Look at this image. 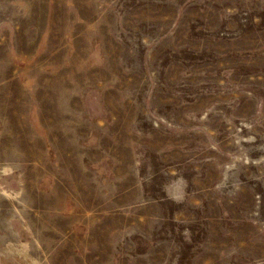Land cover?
I'll use <instances>...</instances> for the list:
<instances>
[{"label":"rangeland","instance_id":"rangeland-1","mask_svg":"<svg viewBox=\"0 0 264 264\" xmlns=\"http://www.w3.org/2000/svg\"><path fill=\"white\" fill-rule=\"evenodd\" d=\"M0 264H264V0H0Z\"/></svg>","mask_w":264,"mask_h":264}]
</instances>
